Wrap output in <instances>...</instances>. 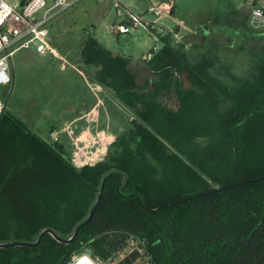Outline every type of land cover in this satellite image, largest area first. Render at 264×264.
Returning a JSON list of instances; mask_svg holds the SVG:
<instances>
[{
  "label": "trees",
  "instance_id": "16d2710c",
  "mask_svg": "<svg viewBox=\"0 0 264 264\" xmlns=\"http://www.w3.org/2000/svg\"><path fill=\"white\" fill-rule=\"evenodd\" d=\"M161 41L134 64L83 39L94 80L131 118L106 162L77 168L6 109L0 244L29 245L0 247V264H69L86 250L107 260L132 238L150 264H264V179L247 183L264 177V55L234 74L218 49ZM94 207L71 244L42 236L70 240Z\"/></svg>",
  "mask_w": 264,
  "mask_h": 264
},
{
  "label": "rangeland",
  "instance_id": "374dc122",
  "mask_svg": "<svg viewBox=\"0 0 264 264\" xmlns=\"http://www.w3.org/2000/svg\"><path fill=\"white\" fill-rule=\"evenodd\" d=\"M177 1L178 16L198 29L202 27L198 30L197 38H194L196 44L193 49L198 53L212 49L219 50L223 59L230 64L234 74L249 70L256 53L264 55V35L251 32L246 24L250 13L247 0ZM123 21L124 18L118 17L112 1L98 4L95 0H82L73 8L55 17L51 22L49 39L57 54L42 55L35 49L22 50L12 60L13 88L12 85L0 87L1 98L6 100L10 95L8 112L24 121L35 132V124H46L48 120H53L56 106L60 105V100L54 96L56 81L54 77L61 70V64H65L66 60L70 59L69 55H81L83 46L81 40L89 31H95V37L107 50H117L123 55L134 56L137 60L150 55L154 47L159 49V42L156 41L155 36L142 29L116 36L111 27ZM158 23L164 28L167 24L166 20H160ZM206 25H210L211 29L217 31V35L212 40L208 36L210 30L205 32ZM226 29L229 30L225 31ZM73 64L85 71L84 66L76 62ZM68 70L71 68L68 67ZM44 78L47 79L44 80ZM107 113L108 115H105L108 118L107 123L111 125L109 129L111 137L116 140L118 135L127 134L131 129L130 116L121 119L113 110ZM101 123H103L102 120ZM102 128H104L103 125ZM113 151L103 162L109 159Z\"/></svg>",
  "mask_w": 264,
  "mask_h": 264
},
{
  "label": "built area",
  "instance_id": "2783aa9c",
  "mask_svg": "<svg viewBox=\"0 0 264 264\" xmlns=\"http://www.w3.org/2000/svg\"><path fill=\"white\" fill-rule=\"evenodd\" d=\"M82 0H0V87H10L13 83L11 67L15 55L22 50L35 49L42 55H56V49L49 39V28L53 19L73 8ZM99 3L108 0H95ZM119 18L125 20L112 25V32L116 36L129 34L134 30H145L155 36L157 42L164 36L174 35L179 43H184L187 36L169 31L158 21L170 18L173 15L172 2H155L147 13L137 12L123 3V0H111ZM250 6L249 26L258 33H264V0H247ZM154 51H158L154 47ZM7 105L0 97V125L6 112ZM98 115L92 110L87 120L86 137L79 136L75 141V156L73 164L77 168L95 166L109 155L115 138L108 130H95ZM138 250L141 259L134 264H150L145 259L143 243L130 239L126 249L104 260L94 257L91 250L82 254H74L71 264H118L131 252Z\"/></svg>",
  "mask_w": 264,
  "mask_h": 264
},
{
  "label": "crops",
  "instance_id": "0c3cea01",
  "mask_svg": "<svg viewBox=\"0 0 264 264\" xmlns=\"http://www.w3.org/2000/svg\"><path fill=\"white\" fill-rule=\"evenodd\" d=\"M108 1L104 3H108ZM155 2H172L174 4L173 15L170 18L165 19L167 22L166 26L169 27L165 26V28L169 31V33L175 32L179 35L187 36L184 44L186 45V48L188 50H194L193 47H195L194 45L196 44L194 38H197L198 30L201 29L202 27L198 29V27H194V25L188 24L184 18H180L178 16L179 8H178L177 0H123V3L126 6H128L134 11L142 12V13H147L149 7ZM97 3L104 4L99 2ZM249 16L250 13L247 17L246 24H248V27L250 28ZM51 26L52 24L50 25V28ZM204 28H205V32L208 29L210 30V34L208 36H210L211 40L217 35V31L211 29L210 25H206V27ZM228 30L229 29H226L225 31ZM251 32L259 35L263 34V33L255 32L252 29ZM87 33L93 34L94 36L96 34L95 31H89ZM189 37L192 39H190ZM172 38L175 44H180L178 40L175 39L174 35H172ZM226 38L229 39V37ZM162 47H163V43L160 39L158 51L161 50ZM110 51L114 55H120V56H125L127 58H131L134 64L137 63L139 60H143V59L137 60L135 59L134 56L123 55L122 53H119V51L117 50L114 51L110 50ZM147 57L150 58V55H148ZM147 57H145L144 59H147ZM69 58L70 59L66 60L65 64H61L62 65L61 70L54 77L56 80L54 84V89H55L54 96L60 100V105H57L55 109V113H56L55 117L53 120H48L46 124L44 123L35 124L34 128L36 132L46 142L62 148L65 157L73 163V158L75 156V151H76V147H75L76 139L79 136H82L84 138L87 135H89L88 132L87 133H83V132L86 130L85 128L87 126V120L89 119V114L92 110H96L98 113V115L96 116V118L98 117V120H97V124L95 125L96 126L95 130L97 129V131H99L101 128V129H106L109 132L111 125L107 123L108 118L106 117V115H108L107 112L109 110H113L117 115H119V117H121V119L123 117L125 118L129 117V115L126 112L122 103L114 96V92L110 89L104 88L96 80H94L93 76L98 71L96 67L93 68L88 67L84 63L81 55L79 54L69 55ZM73 62L78 63L80 66H84L85 71L78 68L76 65L73 64ZM68 67H70L71 70H68ZM12 72H13V64L11 67V74ZM12 79L14 82L13 75H12ZM45 79L47 78H44V80ZM108 106H110V108ZM101 120L103 121V123H101ZM101 124L103 125L104 128H102Z\"/></svg>",
  "mask_w": 264,
  "mask_h": 264
},
{
  "label": "water",
  "instance_id": "95a60500",
  "mask_svg": "<svg viewBox=\"0 0 264 264\" xmlns=\"http://www.w3.org/2000/svg\"><path fill=\"white\" fill-rule=\"evenodd\" d=\"M10 96V95H9ZM9 96L8 98L5 100L6 102V105H8V100H9ZM264 177L262 178H259V179H255V180H252L250 182H247V183H252V182H257V181H260V180H263ZM233 187H236V186H231V187H228V188H224L223 190H228V189H232ZM219 191H222L219 190ZM206 195V194H205ZM201 196H196V197H191V198H187L185 200H182V201H178L176 203H173L171 205H167L165 207H168V206H173V205H177V204H180V203H183V202H188V201H191V200H194L196 198H199ZM97 207V206H96ZM96 207H94V209L92 210L91 212V215L89 217V219L84 222L81 226H79L74 234V236L70 239V240H64L62 238H60L59 236H57L56 234H54L51 230H45L43 233H42V236L49 233V234H53V236L55 237V239L61 243H65V244H71L73 241H74V238L76 237L78 231L80 230V228L82 226H84L86 223H88L91 219H92V216L96 210ZM41 236V237H42ZM40 237V239H41ZM39 239V241H40ZM38 241V242H39ZM25 245H29V244H26V243H23V242H9V243H4V244H0V247H3V248H6V247H16V246H25ZM35 245V244H34ZM141 259V253L136 250V251H133L131 252L126 258H124L123 260H121L118 264H134L136 261L140 260Z\"/></svg>",
  "mask_w": 264,
  "mask_h": 264
}]
</instances>
